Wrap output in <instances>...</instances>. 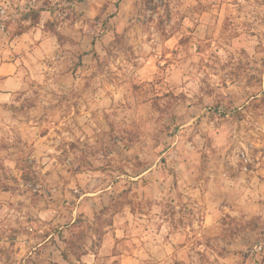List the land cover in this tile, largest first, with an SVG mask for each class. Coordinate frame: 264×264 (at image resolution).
Wrapping results in <instances>:
<instances>
[{"label": "rangeland", "instance_id": "obj_1", "mask_svg": "<svg viewBox=\"0 0 264 264\" xmlns=\"http://www.w3.org/2000/svg\"><path fill=\"white\" fill-rule=\"evenodd\" d=\"M17 61L0 264H120L128 236L142 264H264V192L227 188L264 159V0H0Z\"/></svg>", "mask_w": 264, "mask_h": 264}, {"label": "crops", "instance_id": "obj_2", "mask_svg": "<svg viewBox=\"0 0 264 264\" xmlns=\"http://www.w3.org/2000/svg\"><path fill=\"white\" fill-rule=\"evenodd\" d=\"M18 63V61L15 64L5 63L0 67V76L5 78V81L3 82V84H1L2 88L0 89V103H7L8 98H10V96H12V94L16 92L22 85L20 77L21 70L19 69ZM254 168L255 169L251 171V174L247 178L244 175H242L244 178H239V176L236 177L237 179L233 178V182L229 183V186H227V188L234 191L248 190L250 192H256V194L257 192H264V159L262 160V163L256 164V167ZM244 182H246V184H242ZM253 201H257V198L254 197ZM208 216L210 217V215ZM209 224L210 221L208 218L206 219V228L208 229H210ZM128 238L129 240L127 242L130 246V250L127 249L125 251L126 256L120 262V264H142L144 254L148 253L146 251V246L148 245L145 244V242H142L141 245L135 246L134 244H132V242L136 243L137 239H132L131 236H128ZM141 240L145 241L144 238H140L139 242H141ZM166 247L167 246L161 245L160 247H157L156 250L159 251V253L163 254Z\"/></svg>", "mask_w": 264, "mask_h": 264}, {"label": "built area", "instance_id": "obj_3", "mask_svg": "<svg viewBox=\"0 0 264 264\" xmlns=\"http://www.w3.org/2000/svg\"><path fill=\"white\" fill-rule=\"evenodd\" d=\"M242 160L244 161L245 163V167H244V171L245 173H248L249 172V169H248V164L250 163V158L247 154H243L242 155Z\"/></svg>", "mask_w": 264, "mask_h": 264}]
</instances>
